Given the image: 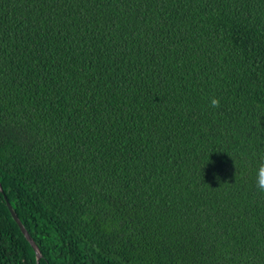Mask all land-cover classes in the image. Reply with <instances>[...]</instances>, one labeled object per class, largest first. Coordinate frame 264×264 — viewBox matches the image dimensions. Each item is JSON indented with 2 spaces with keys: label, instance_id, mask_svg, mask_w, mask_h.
<instances>
[{
  "label": "trees",
  "instance_id": "obj_1",
  "mask_svg": "<svg viewBox=\"0 0 264 264\" xmlns=\"http://www.w3.org/2000/svg\"><path fill=\"white\" fill-rule=\"evenodd\" d=\"M262 160L264 0H0V264L5 196L41 264H264Z\"/></svg>",
  "mask_w": 264,
  "mask_h": 264
},
{
  "label": "water",
  "instance_id": "obj_2",
  "mask_svg": "<svg viewBox=\"0 0 264 264\" xmlns=\"http://www.w3.org/2000/svg\"><path fill=\"white\" fill-rule=\"evenodd\" d=\"M0 192H2L4 194V190L3 187L0 183ZM5 195V194H4ZM5 201L6 204L9 208V211L13 217V219L16 221V223L18 224L19 228L22 230V232L24 233V235L26 236V238L28 239V241L31 243V245L33 246L35 252H36V257H37V262L38 264H40V259L43 256L40 247L38 246V244L36 243L35 239L32 237L31 233L29 232V230L25 227V225L22 223V221L20 220L19 216L17 215L16 211L14 210L13 206L11 205V203L9 202L7 196H5Z\"/></svg>",
  "mask_w": 264,
  "mask_h": 264
},
{
  "label": "clouds",
  "instance_id": "obj_3",
  "mask_svg": "<svg viewBox=\"0 0 264 264\" xmlns=\"http://www.w3.org/2000/svg\"><path fill=\"white\" fill-rule=\"evenodd\" d=\"M216 99H212L211 104L216 106ZM254 184L257 190L264 192V160H262L255 169L254 172Z\"/></svg>",
  "mask_w": 264,
  "mask_h": 264
},
{
  "label": "bare ground",
  "instance_id": "obj_4",
  "mask_svg": "<svg viewBox=\"0 0 264 264\" xmlns=\"http://www.w3.org/2000/svg\"><path fill=\"white\" fill-rule=\"evenodd\" d=\"M37 243V242H36ZM41 264V263H40Z\"/></svg>",
  "mask_w": 264,
  "mask_h": 264
}]
</instances>
